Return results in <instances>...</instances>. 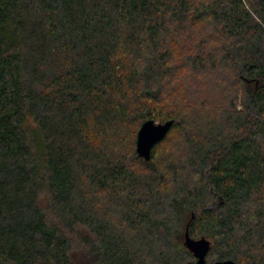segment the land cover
<instances>
[{"label":"trees","instance_id":"16d2710c","mask_svg":"<svg viewBox=\"0 0 264 264\" xmlns=\"http://www.w3.org/2000/svg\"><path fill=\"white\" fill-rule=\"evenodd\" d=\"M187 228L264 264V0H0V264H187Z\"/></svg>","mask_w":264,"mask_h":264},{"label":"water","instance_id":"95a60500","mask_svg":"<svg viewBox=\"0 0 264 264\" xmlns=\"http://www.w3.org/2000/svg\"><path fill=\"white\" fill-rule=\"evenodd\" d=\"M173 126V121H167L165 123H157L154 120L146 121L140 128L136 141V151L138 155L145 160L151 159L152 149L155 145L165 139L169 131ZM186 244L190 248L197 259L196 262H190L187 264H208L206 256L208 252V246L202 241H193L190 239L189 230L186 231ZM213 264H239L232 260L219 261Z\"/></svg>","mask_w":264,"mask_h":264},{"label":"rangeland","instance_id":"374dc122","mask_svg":"<svg viewBox=\"0 0 264 264\" xmlns=\"http://www.w3.org/2000/svg\"><path fill=\"white\" fill-rule=\"evenodd\" d=\"M200 84H204V81H203V83H200ZM200 87H201V88H202V87H206V85H204V86H200ZM200 91H202V90H200Z\"/></svg>","mask_w":264,"mask_h":264}]
</instances>
